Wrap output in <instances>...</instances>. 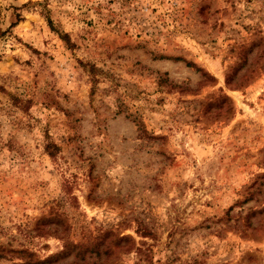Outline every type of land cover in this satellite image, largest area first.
<instances>
[{
  "label": "rangeland",
  "instance_id": "1",
  "mask_svg": "<svg viewBox=\"0 0 264 264\" xmlns=\"http://www.w3.org/2000/svg\"><path fill=\"white\" fill-rule=\"evenodd\" d=\"M0 264H264V0H0Z\"/></svg>",
  "mask_w": 264,
  "mask_h": 264
}]
</instances>
